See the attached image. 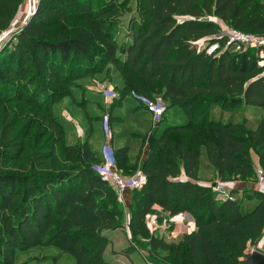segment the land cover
Listing matches in <instances>:
<instances>
[{
	"label": "trees",
	"instance_id": "1",
	"mask_svg": "<svg viewBox=\"0 0 264 264\" xmlns=\"http://www.w3.org/2000/svg\"><path fill=\"white\" fill-rule=\"evenodd\" d=\"M24 2L0 0V34ZM120 4L38 0L0 51V104L36 103L50 112L51 104L73 96L76 81L112 64L122 88L107 110L130 98L148 113L135 97L164 104L156 126L151 118L148 154L139 165L128 145L111 146L117 171L139 168L144 178L129 193L131 246L120 254L144 250L147 264H244L248 245L264 232V194L251 188L254 156L264 173V66L256 49L225 48L217 22L264 35V0H136L119 47L113 16ZM76 23L82 25L72 27ZM57 87L63 92L51 91ZM172 111L184 120L166 119ZM23 140L1 139L6 161L23 154ZM56 149L49 143L34 154L40 163L50 162L49 173H0V264H13L16 249L42 242L57 245L76 264H117L103 260L106 233L124 226L125 211L93 169L100 157L88 142L60 145L64 159ZM203 171L212 173L210 183L246 186L219 199L201 180ZM155 206L169 218L189 214L195 229L175 241L151 233L147 219Z\"/></svg>",
	"mask_w": 264,
	"mask_h": 264
},
{
	"label": "rangeland",
	"instance_id": "2",
	"mask_svg": "<svg viewBox=\"0 0 264 264\" xmlns=\"http://www.w3.org/2000/svg\"><path fill=\"white\" fill-rule=\"evenodd\" d=\"M37 2L38 0H33V3L31 0H25L23 6L12 19L8 29L0 34V39L5 34L17 31L29 13L36 10ZM119 2H121L120 9L114 14L113 19L117 23L114 37L120 47L126 40L127 22L134 15L136 0H118ZM75 25L81 26L82 24L76 23L72 27ZM59 31L58 29L57 32ZM7 38L8 36L0 42V51ZM232 47L235 50V46ZM217 48L218 44L209 47L207 52L211 53ZM253 51L255 50L253 49ZM121 88L122 81L120 76L116 68L109 64L100 73L85 76L83 79L76 81L71 87L73 96L63 97L57 103L51 104L50 112H46V106L40 108L37 107L36 103L21 101L20 103L16 102L9 105L0 104V142L1 139L3 141L10 139L11 141L13 137L17 136L24 139V152L18 159L6 161L5 157H8V154L4 152V149L0 148V173L28 175L51 172L50 162L40 163L35 158L38 154L34 155L35 153L43 152L44 147L49 143L56 144L58 159L59 157L64 159V155L62 156L58 151L60 145L64 147L88 142L93 155L98 158L101 156L103 147L107 145L104 144L106 140L115 150L127 144L130 147L131 156L136 159L139 165L148 154L147 141L150 135V114L139 106L136 101L130 98L120 99L121 104L119 106H124L127 109L126 111H121L120 114H115L118 118L114 119V122L116 123V129L119 130L121 139L118 135H111L109 139H106L104 123L101 120L111 103V99H106L104 92L112 91L115 94V98L119 99ZM51 91L56 93L63 92L59 87ZM178 114V112L172 111L165 118L171 122L183 121L184 119ZM184 136L189 138L187 134ZM122 139H126L125 144ZM137 174H140L139 168L129 170L128 173L121 172V175L125 177H133ZM212 177L213 175L209 171H203L200 174L201 180L208 181V183L212 181ZM127 205L128 203L123 204V207H121L125 211L124 226L118 230L106 233L109 238V244L103 254L105 262H118L112 252L113 247L126 250L131 246V235L128 233L127 236L126 232ZM160 233L162 232L157 233V235L159 236ZM162 237L166 241L176 240L169 239V236H165L163 233ZM253 246L251 249L255 248ZM13 254V264H76L74 257L61 251L57 245H48L43 242L39 246L30 249H16ZM145 258L146 251L138 249L133 250L129 257L121 255L118 259L123 264H147Z\"/></svg>",
	"mask_w": 264,
	"mask_h": 264
},
{
	"label": "built area",
	"instance_id": "3",
	"mask_svg": "<svg viewBox=\"0 0 264 264\" xmlns=\"http://www.w3.org/2000/svg\"><path fill=\"white\" fill-rule=\"evenodd\" d=\"M31 1L33 3V0ZM217 23L220 27L219 35L226 41L225 48L235 46L236 51L252 48L256 49L259 54H261L260 51L262 50V48H264V35H255L239 31L219 21ZM8 34H5L0 39V42H2L3 39L10 35ZM200 45H202V43H200ZM261 59L262 61H260L259 64L260 66H264V58ZM104 96L106 97V99H112L115 97V94L112 91H105ZM135 98L138 99L146 107L153 122H158L162 118V115L164 113V104L161 101H151L143 97ZM102 122L104 123L105 135L107 138H109L110 132L107 116H104L102 118ZM100 159V164L93 167L94 171H96L112 187L118 201L124 204V196L126 193L129 194L133 190H139L143 186V176L141 174H137L133 177H125L121 175V173L116 169L114 150L109 144L103 147ZM255 174L256 178L251 188L257 190L261 194H264V173L260 168H258L255 169ZM177 180H179V178L175 179V181ZM209 186L212 188L217 198L219 199H224L230 196V189L222 182L215 181L213 183H210ZM182 222L186 221L183 220ZM147 227L149 228L151 233L157 230L169 231L171 228V222L167 219H163L162 221H160L157 218L149 217L147 219Z\"/></svg>",
	"mask_w": 264,
	"mask_h": 264
},
{
	"label": "crops",
	"instance_id": "4",
	"mask_svg": "<svg viewBox=\"0 0 264 264\" xmlns=\"http://www.w3.org/2000/svg\"><path fill=\"white\" fill-rule=\"evenodd\" d=\"M260 53L261 54H259V55H261V58H264V48H262ZM126 110H127L126 107L119 106V105H117L112 111L111 110H106V113L103 116H107L109 118L108 127H109L110 136L119 134V130L116 129V123L114 122V119L118 118V117L115 116V114H120L121 111H126ZM100 124H101V120H100ZM106 139H109V138H106ZM124 141H125L124 142V144H125L126 143V139H124ZM104 144H109V142H107V140H106ZM253 160H254V163H255V168L258 169L259 166H258L257 158L253 157ZM224 185H227L228 188L230 189V191L233 190L234 188H244L246 186L245 183H238V182L227 183V184H224ZM127 194L128 193H126L125 196H124V199H125L124 203L125 204L129 203V201H130L129 194L128 195ZM153 209H154V213L151 215V217L157 218V219L158 218H163V219H167V220H169L171 222V228H170L169 232L162 231V230H157L156 231L157 233L162 232L163 234H165V236L168 235L169 239H173V240L176 239L177 240V238H179L181 235L189 234L195 229L194 221H193L192 217L189 214H183L181 216L169 218L159 207L155 206ZM186 219H188L189 221L186 220ZM183 220H185L186 222H182ZM126 232H127V236H128V233H129L128 226H127V231ZM162 233L159 234L160 238H163L162 237ZM253 247H255V248L252 249V250H258V251L264 253V232H263L261 238L255 243V245ZM248 248H251V246L248 245ZM122 250L123 249H121V248L120 249L119 248L115 249V247H113V249H112V252L115 254V260L118 261V262H116L117 264H123L118 259L122 255V254H120V252ZM122 256H125V255H122ZM129 264H131V263H129Z\"/></svg>",
	"mask_w": 264,
	"mask_h": 264
},
{
	"label": "water",
	"instance_id": "5",
	"mask_svg": "<svg viewBox=\"0 0 264 264\" xmlns=\"http://www.w3.org/2000/svg\"><path fill=\"white\" fill-rule=\"evenodd\" d=\"M35 12V11H34ZM34 12H30L29 15L25 18L24 23L22 24V26L27 22V20L29 19V17L34 13ZM12 32H10L9 34H11ZM158 123L155 122V126ZM244 264H264V253L258 251V250H252L250 252V254L248 255V257L244 260Z\"/></svg>",
	"mask_w": 264,
	"mask_h": 264
}]
</instances>
